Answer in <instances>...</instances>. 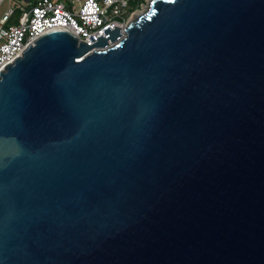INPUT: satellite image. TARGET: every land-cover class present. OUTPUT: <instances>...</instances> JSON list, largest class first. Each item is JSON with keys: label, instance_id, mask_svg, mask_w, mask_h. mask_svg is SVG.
Here are the masks:
<instances>
[{"label": "water", "instance_id": "water-1", "mask_svg": "<svg viewBox=\"0 0 264 264\" xmlns=\"http://www.w3.org/2000/svg\"><path fill=\"white\" fill-rule=\"evenodd\" d=\"M0 264H264V0H150L6 65Z\"/></svg>", "mask_w": 264, "mask_h": 264}, {"label": "built area", "instance_id": "built-area-1", "mask_svg": "<svg viewBox=\"0 0 264 264\" xmlns=\"http://www.w3.org/2000/svg\"><path fill=\"white\" fill-rule=\"evenodd\" d=\"M133 0H35L21 3V14L13 21L9 7L0 17V71L32 45L42 34L66 30L92 44L108 29H124L148 0L132 7ZM3 0H0V4ZM124 27V28H123Z\"/></svg>", "mask_w": 264, "mask_h": 264}, {"label": "rangeland", "instance_id": "rangeland-1", "mask_svg": "<svg viewBox=\"0 0 264 264\" xmlns=\"http://www.w3.org/2000/svg\"><path fill=\"white\" fill-rule=\"evenodd\" d=\"M16 1H18V0H3V2L0 4V17L2 15V13L5 10H7L9 7H12V8L15 9V7H16ZM62 1L67 4L70 0H62ZM149 1L150 0H148L147 2H149ZM146 9H147V3L145 4L144 8H142L140 11H146ZM140 11H138V12H140ZM132 18H131V20H132ZM135 18H136V16H135Z\"/></svg>", "mask_w": 264, "mask_h": 264}, {"label": "trees", "instance_id": "trees-1", "mask_svg": "<svg viewBox=\"0 0 264 264\" xmlns=\"http://www.w3.org/2000/svg\"><path fill=\"white\" fill-rule=\"evenodd\" d=\"M21 1H24V0H18L16 1V7H15V15H14V18H13V21H16L17 17L20 16L21 14V10H20V7H21ZM31 1V0H30ZM35 0H32L31 2H34ZM145 0H133L131 1V6L134 8L136 6L139 5V3H142L144 2Z\"/></svg>", "mask_w": 264, "mask_h": 264}, {"label": "bare ground", "instance_id": "bare-ground-1", "mask_svg": "<svg viewBox=\"0 0 264 264\" xmlns=\"http://www.w3.org/2000/svg\"><path fill=\"white\" fill-rule=\"evenodd\" d=\"M145 11H140V12H138V13H136V15H134V17L132 18V19H134L135 18V16L136 17H138V16H140L142 13H144ZM124 28V27H123Z\"/></svg>", "mask_w": 264, "mask_h": 264}, {"label": "crops", "instance_id": "crops-1", "mask_svg": "<svg viewBox=\"0 0 264 264\" xmlns=\"http://www.w3.org/2000/svg\"><path fill=\"white\" fill-rule=\"evenodd\" d=\"M32 1V0H31ZM30 0H24V1H21V3H25V2H31Z\"/></svg>", "mask_w": 264, "mask_h": 264}]
</instances>
